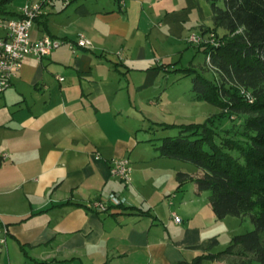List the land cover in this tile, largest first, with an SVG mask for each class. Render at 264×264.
Here are the masks:
<instances>
[{"label":"crops","instance_id":"0c3cea01","mask_svg":"<svg viewBox=\"0 0 264 264\" xmlns=\"http://www.w3.org/2000/svg\"><path fill=\"white\" fill-rule=\"evenodd\" d=\"M28 2L41 4L33 40L83 34L92 47L26 57L0 94V264H181L225 250L238 219L217 220L209 194L175 179L200 173L181 171L137 137L162 123L152 120L163 91L148 93L193 68L190 58L180 67L187 37L212 28L210 3L8 0L3 18H19ZM114 158L130 161L129 185L110 176ZM110 194L124 203L87 208Z\"/></svg>","mask_w":264,"mask_h":264},{"label":"trees","instance_id":"16d2710c","mask_svg":"<svg viewBox=\"0 0 264 264\" xmlns=\"http://www.w3.org/2000/svg\"><path fill=\"white\" fill-rule=\"evenodd\" d=\"M212 11L211 29L219 45L202 43L215 81L195 69H177L193 78L198 101L217 107L220 113L200 124L157 123L178 135L160 139L159 158L193 165L200 176H175L179 184L192 180L197 193L208 192L217 220L249 217L252 231L234 236L225 250L204 253L189 263L225 261L226 264H264V0H206ZM0 1V18L8 13ZM222 31L219 36L217 31ZM251 96L248 102L242 92ZM241 92V93H240ZM234 119L221 129L222 120Z\"/></svg>","mask_w":264,"mask_h":264},{"label":"built area","instance_id":"2783aa9c","mask_svg":"<svg viewBox=\"0 0 264 264\" xmlns=\"http://www.w3.org/2000/svg\"><path fill=\"white\" fill-rule=\"evenodd\" d=\"M124 0H120L123 3ZM41 15V4L26 3L21 9V16L17 19L0 18V94L4 93L10 86L12 79L21 69L23 61L26 57H33L41 60L47 57L53 50L66 45L70 50L76 48L90 49L92 43L83 34H78L74 41L52 39L43 37L38 40L31 38V28L34 21ZM212 36V35H211ZM190 43L198 46L202 43H207L206 40L201 41V38L196 36L188 38ZM208 41L210 45H219L214 41ZM62 81V78H59ZM246 100L249 102L251 96L249 93L242 92ZM110 176L117 179L124 185H129L132 181V167L127 158H114L110 161L109 168ZM112 203L115 206L122 205L124 199H120L115 194H110L107 197L95 199L87 204L89 210L95 212L109 211L108 204ZM176 223H180L181 219L178 216L172 215ZM3 232L6 233V229ZM0 243H3L1 241Z\"/></svg>","mask_w":264,"mask_h":264},{"label":"rangeland","instance_id":"374dc122","mask_svg":"<svg viewBox=\"0 0 264 264\" xmlns=\"http://www.w3.org/2000/svg\"><path fill=\"white\" fill-rule=\"evenodd\" d=\"M209 30V29H208ZM219 36L223 35L222 31H217ZM196 35L201 38V41L212 40L215 43H219V39L215 35L213 31H209L208 33L201 32H192L187 37V42L191 45L189 47L187 55L183 57L182 63L180 67L187 66L185 63L189 58L193 59V68L197 69L196 71L205 79L215 81L217 75L213 69L209 66V58L206 57L201 51H197L196 48L199 46L194 45L188 41L190 36ZM212 35V36H211ZM211 41V42H212ZM209 44V43H208ZM210 45V44H209ZM196 47V48H195ZM182 59V58H181ZM182 73L179 74H171L164 79L161 78L158 87L153 91V93H148V96L154 95V97L160 96V93L163 91V105L162 108L158 109L156 112V120H152V122H162L168 124L175 125H188V124H200L205 121L206 118L212 117L220 113L219 109L207 102L198 101L196 98V93L193 91V78L197 75L191 74L187 77H183ZM195 75V76H194ZM241 93V92H240ZM153 113V111H150ZM155 112V113H156ZM154 118V117H153ZM234 119L222 120L220 122L219 127L222 129L230 127L231 123L234 122ZM150 124V123H149ZM148 126V125H147ZM178 135L177 129H168L163 130L162 128L152 125L150 132H138V139L150 138L152 142L156 144H160V139L167 137H175ZM175 165L179 167L181 171L185 172H194L197 169L189 164L184 162L175 161ZM209 194L208 192H206ZM236 220V230L237 234H243L254 229L253 224L250 221V218H237ZM239 230V231H238Z\"/></svg>","mask_w":264,"mask_h":264},{"label":"bare ground","instance_id":"6f19581e","mask_svg":"<svg viewBox=\"0 0 264 264\" xmlns=\"http://www.w3.org/2000/svg\"><path fill=\"white\" fill-rule=\"evenodd\" d=\"M192 37H196V35H192V36H190V38H192Z\"/></svg>","mask_w":264,"mask_h":264}]
</instances>
